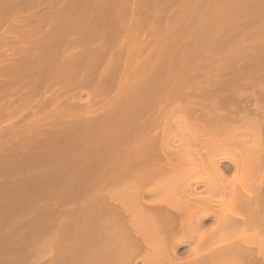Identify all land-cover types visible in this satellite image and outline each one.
<instances>
[{"label":"rangeland","instance_id":"374dc122","mask_svg":"<svg viewBox=\"0 0 264 264\" xmlns=\"http://www.w3.org/2000/svg\"><path fill=\"white\" fill-rule=\"evenodd\" d=\"M20 4L23 6H21ZM11 5H13V7ZM15 5L16 6L18 5L20 7H16ZM263 18H264V0H135V1L134 0H17V2L16 0H0V264H22V263L27 264V262L29 264L30 263L46 264V262L50 260L52 262L53 260L52 255L55 254L56 252L55 249L57 247L55 245L56 247L54 249L55 252L54 251H53L54 253L51 252V256H50V254L48 253L49 251H47L46 248L43 249V245H46V242L45 243L43 242L44 241L43 239L46 238L44 236L46 233L42 234V232L44 230H45L44 232H46L47 230V235L51 233L52 237L55 234L54 230L57 232V234L58 232L59 234H61L60 231L61 232L63 231L61 230L62 229L61 225H58L61 228V229L58 228L60 231L56 229L58 227L57 225H55V229L49 225L50 224L53 225L52 222L57 223L58 221L59 223V219L61 220L63 219L64 221L65 219L64 215L65 213L67 215V212H68V210L64 211L65 209H69L70 213H71V210L72 212L77 210V215L79 213L78 216L81 218L80 219L78 217L79 218L77 221L78 223L82 222L83 224V221L84 222L88 221L87 218L91 216L89 215V213H91L90 211L92 210V208L94 207L92 212L93 211L95 212L102 206V205L100 206L99 204H102L103 199L100 200V198H97L96 195L94 196V193L96 190L98 191V189H101V187L103 186V185L101 186L100 183H97V181L98 179L102 177V175H104L102 174V170H103V173H105L106 169H108L106 167H108L109 164L108 166H106L107 162L104 161L105 158L106 157L108 158L110 156V157L116 158V160L120 159L118 161L119 163H116V165L118 164V166L121 165L120 162L123 159V158L121 159L120 157L121 154L118 155L117 152L114 154H109L108 151L110 150V153H113L112 151L114 149V152L116 150V151H119L118 153H122V151L125 153V151L127 150L128 152L129 150L131 152L132 151L135 152V149L139 147V146L135 147V144L140 145V143L138 142V143L133 144V142H136V141H133V137L135 133L133 135L131 133L136 131V128L139 125H141V122H143L144 119L145 121L147 120L146 121L147 123L145 122L146 128L148 127L147 126L148 123H149L148 125L152 124V122L150 121L148 122V120H150L148 118L150 117H152L151 121L157 119L158 122L156 121V123L158 124L162 122L161 119L163 118V116L162 118H159L157 117V114L156 116L154 114V113H158V111L160 112V110H162L163 113L160 112L159 114H162V115L164 114V111H163L164 109L163 108L158 109V108L166 107L165 109L167 110L168 109L167 107L171 108L173 106H176L177 104H174V102H172L174 101V98L175 100H177V102H178V99L179 100L182 99L184 104H185L184 100L186 99H187L186 101H188L189 99L191 102L193 101L196 103L199 101V99L195 100L196 98L194 97V95L196 96V94H197L196 96L197 98L201 97V95L200 97L198 96L199 94H202V95L205 94L206 96H208L207 97L208 102L206 103H209V104H210L209 96L210 98L213 96H216L217 98L218 96V93H216V95L215 93H213L215 91L222 92V93L221 92L219 93L220 95L217 98L218 101H220L221 99L219 97H222V94L223 95H225V93L228 94L229 90H231V93H229V95L230 94L234 95V93H236L235 91L234 93L232 92L233 91L232 89L234 88L227 90L230 87V85L236 86L234 81L232 82L234 84L230 83L227 85L228 87L224 86L226 87L224 88L226 91L224 93H223L224 91L223 87H220L222 86V84L216 85L217 79H215L216 81L215 85L213 84L214 81L211 79H213L212 77H214V75L212 76V74H214L216 68L217 70L219 69L217 63H216L217 67L213 66L215 62H219V61L222 62L221 60H223L224 62L228 61V62H236V63L238 62L240 63L257 62L258 63L260 62L261 64L255 66L254 68H256L258 71L260 70L262 73L258 74L256 73L257 70L254 69L256 70V72L254 73L256 74L254 75L255 77L252 76V78H249L251 80L253 79L252 80L253 83L250 82L251 83L250 84L248 81L245 80L246 84L241 83L242 85H245V86L244 87L241 86V87L244 90H246L247 91L246 93H248L249 95L254 94V92L256 93V95L260 94L258 97H255V98L251 97V98L253 99V101L258 100L259 103L264 105V91H263L264 89L260 88L261 87L260 84H264V57L260 58L258 57L257 54L256 56L258 58L254 56V54L253 55L251 54L254 58H252L251 55L247 56V53L250 54V51L248 52L244 51L246 56H243L244 54L243 50L241 51L239 49L241 52H243L241 56V52L239 50L236 51L237 48H234V50L236 51L234 53L233 52L234 50L231 51L232 49L230 50L229 47L226 48L222 42L224 41V39L226 40L230 38L232 33L235 34V35H232L234 36V38L232 37V39H235V40H240L241 38H244V36L246 38V35H250V34L252 35L254 33L253 31H255L261 25H264ZM253 28L255 30H253ZM255 33L251 38H253L254 40L256 39L257 41V38H254V37H257L255 36ZM235 36L237 39L235 38ZM253 39L251 40L253 41ZM221 43H222V46L225 47L224 48L225 50L229 49V50L224 51L225 53L223 51H222L223 53H221L220 51L222 48L221 49L218 48L220 47ZM225 44H228V43H225ZM228 46H230V44H228ZM229 51L233 52L234 54L229 53ZM236 54H239V56L241 57L237 56ZM234 55L237 56V58ZM225 56L226 58H224ZM244 57H247V58H244ZM212 61L214 62V64ZM185 62H188V63H185ZM192 63H193L192 67L195 71L191 69ZM201 64L204 69L201 67ZM196 66L197 67L199 66V67L196 68ZM205 67L207 69H205ZM213 67H216V68H213ZM208 68H210L209 69L210 74H209ZM196 69L198 70V72ZM199 69L200 71L201 70L202 71L200 72ZM221 70L223 73L224 70L226 71L227 69H224V70L221 69ZM228 71L229 70H227L226 72L228 73ZM193 72L194 74H192ZM226 72H224L225 77H222L220 75L221 72L217 74L219 75L218 77L216 75L215 77L219 79H226V76L229 78H232V77L234 78L233 76L234 74L232 75L231 71L230 73H228L229 75L226 74ZM198 73L199 74L201 73V74L198 75ZM202 73H203V76H205L206 78L210 77L209 78L210 81H207L205 78L206 83L211 82V84L215 86V88H217L216 86H218L221 88V90L220 89L218 90V88L214 90V87H212L211 84L210 85L212 88L210 86L209 88L213 89V91L211 94L207 92V94L209 95L205 93L206 91L201 93L199 88L197 90L196 87H199V84H196L198 83V80L199 81L203 80L200 82L205 81L204 77L202 76ZM245 75L248 76L249 74H245ZM245 75L243 74L242 76L245 77ZM197 76H199V79L197 78ZM182 77L184 78L186 77L187 81L188 80L190 81L191 77H194L192 78L193 80L191 81L195 82L194 83L196 84L194 85L195 88L192 87L193 84L190 83L189 81H188L189 83L186 81L187 84L186 82L184 83L186 79L183 78L181 80ZM188 77H190V79H188ZM168 78H170L171 80ZM242 78L240 80H242ZM254 78L256 79L254 80ZM144 79L146 80V82L144 81ZM158 79H159V82H158ZM172 79L175 81H173ZM194 79H196L197 82ZM240 80H238L239 84H240ZM148 81L152 84H149ZM160 81L161 82L163 81V83H161ZM138 82L139 84L143 83L144 85L145 84L146 85L145 86L143 85L144 87L142 86L140 87L141 84L138 85L137 84ZM158 83L159 84L161 83V84L159 85ZM206 83L204 82L202 83V85L204 84V86L206 87L207 86ZM236 83L238 84V82ZM169 84L171 86L172 85L174 86L171 87ZM179 84L181 85L179 86ZM149 86L150 87L155 86L154 88H156L157 86V88L152 89L151 87V89H149L150 88ZM158 86H163V88L158 87ZM186 86L188 87L190 86L189 87L190 91H187L186 88L188 87ZM250 86L252 88L255 87L256 89L258 88L257 91L254 90L255 89L254 88L253 89L254 92H252L253 90ZM177 87L179 90L177 89ZM191 87L194 89V91L191 90ZM200 87H201V84H200ZM238 87H235L236 91L237 89L240 90V86ZM167 88L170 92L168 90L164 91ZM263 88H264V85H263ZM157 89L158 91H156ZM161 89L162 90L164 89L163 90L164 92ZM183 89L184 90L186 89V90L184 91ZM201 90H203V86ZM159 91H161L162 94L164 93V97L168 93L166 100L170 99V97H173V99L171 98L172 100L170 99L171 102H169L170 100L167 102L163 101L165 99H163L162 97L163 95H161L160 94L161 92ZM195 91L196 93H194ZM177 92L178 94H176ZM156 93L157 94L159 93V95H161V99L158 98L159 100L158 99L156 100L155 98L154 100V97L156 96L160 97L156 95ZM172 93H175L176 95ZM180 93L182 94V96H179L180 97L179 98L177 95H179ZM212 94L214 95L212 96ZM150 95L153 98L150 97ZM184 95H187L190 97H187ZM229 95L228 96L226 95V96L229 98L231 96ZM175 96H177L178 99H176ZM206 96L205 97L202 96L201 99H203L204 101V99H206ZM191 97H193L195 101L191 100L190 99ZM144 98L145 100L146 98L148 99L147 102L144 100ZM222 98L227 99L225 96H223ZM149 99H152L154 101L152 100L149 101ZM143 101L146 103L149 102L148 104L150 107H152V105L153 106L155 105L156 108L154 107V109H150L154 113H152L149 110V107L147 106L146 103H144L146 104L145 106L142 105ZM151 101L153 102V104ZM157 101L158 102L163 101V102H161L160 104ZM202 102H198V103L200 104ZM138 103L140 107L137 105ZM195 103H192V105L190 103V105L195 106L194 105ZM206 103L204 102L203 105L204 104L206 105ZM186 104L188 103L186 102ZM156 105L157 106L159 105L160 107L158 106L157 108ZM170 105L172 106L170 107ZM185 105H183V107ZM190 105L188 104V106ZM200 105L202 106V104ZM142 106L143 108H141ZM146 106H147V109H146ZM231 106L233 107V104H231ZM231 106H229V108ZM137 107L138 109L136 110ZM207 107L208 106L206 105L205 108ZM208 108L211 109V107H208ZM155 109L157 110V112H155L156 111ZM178 109L181 110V108L179 107ZM198 109L202 110V108H198ZM35 110L37 112H35ZM141 110L143 112H141ZM146 110H147V113H146ZM133 111L134 112L139 111L138 113H140V115L142 113V115L140 116L139 114H136L135 115L136 118L134 117L135 119L134 118L132 119L131 114L134 113ZM178 111L176 112L178 113ZM183 111L184 110L180 111L181 114L183 113ZM149 112H151V114H154V116H152ZM198 112H201V111L198 110ZM165 113H168V112H165ZM185 113H187V111ZM192 113H194V111L193 112L191 111L189 115H193ZM173 114L175 116V112ZM184 114L181 117H183V119L185 117L186 119V116H184ZM138 115L143 120H141V118H139ZM176 117L177 118L175 119L174 117L173 118L168 117V118L169 120L173 119V121H175L176 119H178V116ZM127 119H130V120L128 121ZM136 119L137 120L140 119L141 121L140 120L137 121ZM185 119L183 120V124H186ZM169 120H168V123L170 124L168 123L167 124L170 126V128L173 126L174 127L178 126V124L171 126L172 120L170 121ZM131 122H133L134 124H132ZM137 122L140 124H138ZM164 122H166V120H164ZM176 122H173V124H175ZM128 123L130 124V126H128L129 125ZM143 123L142 125L144 126ZM131 125L132 126L136 125L134 126L135 128L132 129L135 131H131L129 129L130 127H132ZM159 125L157 126L156 124L155 125L152 124V128L150 127L149 129L150 132L149 131L145 132L147 131L146 128L145 129L143 128L141 131L145 130L143 132L147 133V136L152 138V135H153L152 132L154 131V128L157 130V133H158V129L155 127L157 126L160 130L159 133L161 132V134L159 135L157 133H154V132L153 133L155 137L156 136L158 137V139L159 137L161 138L159 139L161 144L164 140L165 141L169 140L171 144L173 145L172 141H174L175 143L177 142L178 143L174 144L173 146L175 148H178L177 145L179 144L178 146L181 149V145L184 143L183 142L184 136L180 137L181 134H179L178 138H181V139L179 140L178 138H176V140H174L175 137L172 136L173 134L170 136L169 131L166 130L168 132L165 131L164 134H166V136L168 134V137L170 138V139L167 138L166 140V137L162 134L164 132V129H163L164 127H162L161 125L160 127L162 128L160 129ZM180 125H181V121H180ZM140 127L141 126H139L138 128ZM138 128L136 131L137 133H139ZM170 128H167V129H170ZM151 129H153L152 132H151ZM125 130H126V133L127 131L129 132L131 131L130 134L132 136V140L129 142H132V141L133 142L130 144H128L129 142L127 141L129 140L130 135H126V133H124ZM129 132L127 134H129ZM140 133L138 136L144 135V134L141 135L142 133L141 134ZM121 134L122 135L124 134V136H120ZM149 134H151V136H149ZM170 134H171V131H170ZM189 135L188 136L185 135V136L190 137ZM138 136H135L136 140ZM144 136L146 137V135ZM174 136H177V134L176 135L174 134ZM122 137L123 138L125 137V138L123 139ZM155 137L153 139L151 138H148V139L150 141L151 140L157 141V137L156 139ZM112 139H114V141L116 142L118 140L117 144ZM162 139L164 140L161 141ZM123 140L124 142H122ZM144 140H141L142 142L141 141L140 142L143 144H146L147 139L145 140V143H144ZM125 141L127 142V144ZM156 141H153L152 143H155ZM100 144L102 145V147L100 146ZM121 144L123 145V147ZM158 144H156V147H159L157 146ZM111 145L112 146L116 145L120 150L117 147L113 148ZM143 146L144 145H142V148L145 147ZM93 148H95V151ZM128 148H131V149H128ZM142 148L138 151H143L144 149L142 150ZM104 150L106 153L104 152ZM128 152L126 154H128ZM162 152L164 151L162 150ZM138 153H135L137 157L140 158L141 156H143V155L138 156L140 155ZM160 153L159 155L161 157L165 154L167 155L170 152L166 151V153L164 154L161 153L163 155H161ZM171 153H170V156L176 155L175 153H174L175 155ZM135 154H133L132 152L131 153L132 156L131 155L129 156L130 159L131 158L135 159ZM118 157L119 159H117ZM90 158L91 159L94 158V159L91 160ZM162 158H164V156ZM111 160L114 162L116 161V160H113V158H111ZM85 164L86 166L87 164L89 165L86 167ZM110 165H113V164L110 163ZM114 166L115 164L113 165V167ZM118 166H115V167L118 168ZM190 166H188L187 168H189ZM89 167L91 170L88 169ZM100 167H101V170H100ZM115 167L114 169H117ZM96 169L99 171H97ZM171 171L169 173H171ZM255 171H258V170H254L253 172ZM92 173L94 175H92ZM98 174H100L101 177H98L100 176ZM229 174H228V177L231 176L230 178H232L233 172L230 171ZM164 175L166 174L164 173V174L157 175L156 176V178H158L157 180L156 178H153L152 180H148L147 182L149 186L154 185L153 187H156L157 190L155 193H152V196L151 194L146 196V199L148 197V200L154 201L156 200L154 198H157V200H159L158 198H160V200L161 199L164 200L160 202L161 205L162 204L166 205V203H169V202L171 203L175 202L174 199H171V198H175L174 195L172 194L173 197H171L172 195L167 194L169 191H171L169 189L167 190V188H170V187L172 188V185L170 184L171 182H169L172 180H168L166 181V183H164L165 180H167L170 177L169 176L168 178H166L168 174L166 176ZM257 175L258 174L255 173L254 176H257ZM259 175L258 177H260ZM239 176H240L239 177L240 181L242 180L245 186L248 185L246 184L247 183L246 179L249 180V177H246V175L245 174L243 175V173H240ZM171 177L169 179H171ZM163 178H166V179L164 180ZM241 178H243L244 180ZM86 179H87V182H86ZM126 179L127 177L125 178V180ZM159 179L160 180L162 179L164 182L160 181ZM128 180L124 182L122 178L123 184L124 183L126 184V182H128L127 186H129L130 183ZM235 180L236 178L234 179V181ZM37 181H39L40 184ZM94 181H96L95 183L96 187L93 184ZM130 181L131 183L133 182L132 180ZM237 181L233 182V178H232L230 182H233V184L234 183L235 184L233 185L231 183L230 186H234V187L237 186V188L241 189V186L238 184ZM118 182L116 183L118 184ZM122 182H119L120 186L117 185L116 183L115 185H111V186L108 185L110 188L113 186H116V187H113V189L111 188L112 190L110 188H107V186H104V188L106 187L108 190L110 189L114 194L117 193V192L115 193L114 190L118 191V193H121V191L125 192L126 186H124L125 184L122 185ZM250 182L251 181L249 180V183ZM82 183L83 185H81ZM90 183H91V186H90ZM121 185L124 188H122ZM93 186L95 187L94 192L91 191L94 189ZM117 186L120 187L121 189L120 191ZM43 188L44 190H42ZM106 188L104 190L102 187V190H99V192L103 191L104 194H107L108 192H106L107 191ZM126 188H129V187H126ZM199 188L202 190L203 186H199ZM36 189L37 191L35 192ZM75 189L76 191H74ZM87 189H89L91 192L88 191ZM166 190L168 192H166L165 194ZM43 193L46 195H44ZM125 195L128 196V193L125 192ZM165 197L166 198L170 197L167 199L171 201L165 199ZM87 198L88 200H90L89 198H91V200L93 199V201L91 200H90L91 202L89 201L90 205L87 202L88 200H86ZM125 199H127V197H125ZM66 200H67V204H66ZM68 200H69V203H68ZM75 201H77L76 204L77 205L79 204L80 206L79 205L77 206L74 203ZM83 201L85 202V204H83V206L81 207L80 202L83 203ZM92 202H93V205L91 204ZM73 203L76 208L73 206ZM97 204L99 205L98 208L96 207L98 206ZM84 205L85 207L87 206L86 207L87 210L91 209L89 210V213L86 210V208L85 209L83 208ZM65 206L66 208H63ZM60 207L63 209H61ZM53 208L55 211L52 210ZM57 209L58 211H56ZM82 209L85 210L84 213L82 212L83 211ZM94 209H97V210H94ZM20 210H22V212ZM45 210L46 211L49 210V211L46 212ZM42 211L44 215L43 217H42ZM49 212H50V215H49ZM69 212H68V215L69 217H71ZM86 212L88 213V217H87ZM135 212H136L135 213L136 223L139 222V225L136 228L138 229L140 228V229L139 230L134 229L137 233H134L135 231L132 230L133 233L131 232V234L134 237H136L139 240V242L142 239H143L142 241H144V239L152 240L154 238V234H152L154 233V231L152 230V227L150 226L147 219H145V217L142 214L140 215V213H138L136 210ZM81 213H83L82 216L83 217L85 216V218H82V216H80ZM45 215L46 216L48 215L47 216L48 220L46 219ZM66 215L65 217L67 218L68 215L67 216ZM136 215L137 216L140 215V216L136 218ZM36 216H38L39 219H37ZM55 217L56 218L59 217V218L56 220ZM43 220L44 222L45 221L46 222L44 223ZM138 220H141V221H138ZM42 222H43V225H42L43 227L41 226ZM48 222H51V223L48 224L49 227L45 228L44 226H47ZM105 222H108V221H105ZM209 223L212 224L213 219L209 218L206 221L205 227L210 226L211 224ZM50 227L54 230H52L53 232L49 233L51 229L50 230L48 229ZM103 227L105 228V231H106L108 226H103ZM40 228L41 229L45 228V229L41 230ZM80 228H84L83 225H81ZM77 229L72 230V231L70 229H67V232H69L67 233V235L68 236L70 235V237L68 238L67 236L66 238L68 239H66V241H68L67 244L70 241L71 244L70 245L68 244L69 246L73 245L72 244L73 240L71 239V236L72 238L75 236L73 234L77 233V232L75 233ZM108 229H111V228H108ZM183 229H181L180 233L182 235L184 234L185 239H187L188 243L181 244L176 249L177 253L180 254V256L182 257H187L188 259H192V258L196 259V257H198L199 255L197 256L196 254H193L194 252L193 253L191 252L192 249L193 251L197 252V254H201L202 253L201 251H203V248H208L207 247L208 244L204 246L203 242L202 243L198 242V241H201L197 237L200 235V233H197V232L194 233L193 230L191 229L190 230L191 235H190V233L188 234L189 231H187L190 228L185 229V231ZM77 231H79V229ZM82 231L83 230L80 229V232L76 234L77 236L79 235L80 236L79 238L81 239L83 236L81 234H84L83 233L84 231L83 232ZM238 232L239 231L235 232L236 235L238 237L241 236L242 238L243 233L240 231L239 232L240 235H238ZM135 234H138V236ZM181 234L180 236H182ZM231 234L234 235V233H231ZM142 235H143V238H142ZM149 235H152V237H150ZM188 235L193 236V238L189 237ZM77 236L74 237L76 240L73 238L76 241V243L78 240ZM237 236L235 238H238ZM116 237L114 238V240L112 239V242H116L117 244L120 242L118 245H121V243L124 241L125 244L124 243L123 244L126 247L131 246V245L130 246L128 245L129 240L126 239L127 238L126 235L124 236V234L122 235L121 233H119V236L117 238ZM56 238L57 236L55 235L54 239ZM226 238H228V235ZM229 238H231V236H229ZM235 238L233 239L235 240ZM193 239L195 241H193ZM54 241L55 243L58 242L56 240ZM196 241L198 244L196 243ZM250 241L252 242L255 241V238L254 239L251 238ZM116 243H115V246L117 247ZM58 244L59 243H57V245ZM192 244L195 245L197 249H195ZM48 245L49 247L52 246L51 248L53 249L54 245L47 244V246ZM124 245H121L122 247L120 246V248L119 246L117 247L119 248V251H117L118 249L115 250L116 247L114 246H113V249L115 251H112L113 250L112 248L107 249V250L106 248H102L104 253L101 252L102 253L100 255L101 258L99 257L101 260L97 259L98 257L95 256L97 254H95L92 250H91V253L93 252V255L95 254L94 255L95 257L92 254H90L88 250H85V254L81 253L82 252L81 250L83 249H81L80 247H79L80 249L77 248V250H80L81 252L80 251L77 252V250H75V247L73 248V246H72V249H74L73 251L70 250L71 247H68L67 250L66 249L64 250L67 253L61 252L59 248H57V252L59 250L58 253L59 254L62 253L63 257H68V258L71 257L69 256L70 255L69 253H72V252L75 253L74 254L75 256L77 255V257H75L76 259L75 258L72 259V257L69 259L63 258L65 262H59L58 264H66V261L68 264L69 263L70 264H93V263L97 264L98 260L102 261V256H103V259L106 257L107 259L106 258L105 259L108 262L110 261V263L112 264H120V263L124 264V262L126 264H129V262L130 264H134V263L135 264H146L145 262L146 260L148 262L147 264L152 262L153 259H151V256H150L152 254L150 253L151 250H148L149 254H148V251H146L148 249L147 247L149 246L146 247L143 245L144 248H141L142 250L140 249L138 251L137 257L133 258L132 259L133 262H132L130 261L131 259L129 260L128 258L126 259L125 257L126 256L125 253L128 252L127 254H129L131 250L130 248L129 249L126 248ZM145 245L147 244L145 243ZM17 246L18 247L21 246V247L18 248ZM260 246L258 245L257 247H254L251 253H253L252 254L253 256H256L258 258L259 264H264V261L262 258L263 257L262 253L264 252L260 250L261 249ZM124 247L127 249L126 251L124 250L125 253L123 252V250L120 251V249L121 248L123 249ZM261 247L263 248L262 250L264 251V243H263V246ZM100 249L98 247L97 253L99 252ZM188 249H189V254L191 253L192 255H195V257L192 255H188ZM256 249L257 250L259 249L260 251L258 250V252L256 253L257 251ZM49 250L51 249L49 248ZM205 250H206V253L208 254L209 250L204 249V253H205ZM106 251L108 253L111 252V254L115 253L116 255L112 254V257L115 255L114 256L115 260L111 257V254L106 253ZM159 251H161V249ZM159 251H157V253L155 252L156 255L158 256L152 257L154 258L153 264L155 263L156 264L158 263L159 264L160 263L161 264L162 263L172 264L170 260L168 262L167 257H164L165 255H163L165 259H163L162 257V254H165L163 252L164 251L166 252V249L164 248V251L163 249L161 252ZM57 252L54 255V258L57 257L60 259L62 255L60 254L61 256L59 257V254ZM76 252L78 254H76ZM86 252L92 255L94 258L97 257L95 259L96 262H94V259L92 257H89L90 255H88ZM121 252L124 253L122 258L120 256L122 255ZM209 252H211V250ZM145 253L149 255V258H150V259L148 258L149 260L144 258L146 256ZM67 254L68 256H66ZM117 254H120V255H117ZM25 255L28 256L27 258H31L30 260L31 262L25 261L27 259ZM45 255L47 256L48 260L46 259ZM141 256H144L143 257L144 259L141 258ZM43 258L46 260H43ZM90 258H92L93 261L91 263H88L90 262ZM70 259L71 261L69 262L68 260ZM55 260L57 259L55 258ZM106 260H105L106 263L102 262L100 264H104V263L110 264ZM126 260H129V261L126 262ZM155 260L157 261L155 262ZM47 264H49V262Z\"/></svg>","mask_w":264,"mask_h":264},{"label":"bare ground","instance_id":"6f19581e","mask_svg":"<svg viewBox=\"0 0 264 264\" xmlns=\"http://www.w3.org/2000/svg\"><path fill=\"white\" fill-rule=\"evenodd\" d=\"M135 1V0H134ZM16 2H17V0H16ZM20 2V1H19ZM26 2H28V1H26ZM12 3V2H11ZM18 4V3H17ZM21 5V4H20ZM12 7H13V5H11ZM10 6V7H11ZM16 6V5H15ZM21 6H23V5H21ZM16 7H20V6H16ZM258 18V17H257ZM264 19V18H263ZM261 24V23H260ZM264 24V23H263ZM258 26H260V25H258ZM240 29V28H239ZM241 30V29H240ZM253 30H255L254 28H253ZM257 30V31H256ZM255 31H253L254 33H255V36H257V37H254V38H257V41H256V39L254 40L253 38H251L253 35H254V33L253 32H251V33H253L251 36L250 35H246V38H245V36H244V38H241L240 40H235V39H232V37L234 38V36H232V35H235V34H233L232 33V35H231V37L230 38H228V39H224V41H222L223 42V45H225V47L227 48V47H229V49L231 50V51H233L234 50V48H237L236 49V51H238L239 49L242 51L243 50V52L244 51H246V52H248V51H250V54L249 53H247V56H250L251 54L253 55L254 54V56H256V54L258 55V57H260V58H262V57H264V25H261L260 27H258L257 29H256ZM234 32V31H233ZM243 32V31H242ZM250 32V31H249ZM236 33V32H235ZM241 33V32H240ZM247 33H248V31H247ZM237 34V33H236ZM228 36V35H227ZM226 36V37H227ZM248 36V37H247ZM235 38H236V36H235ZM238 38H239V36H238ZM237 39V38H236ZM251 39H253V41L251 40ZM228 43V44H230V46H228V44H225V43ZM227 45V46H226ZM218 46H219V44H218ZM222 46V43H221V45H220V47H218V48H222L221 49V53H223L224 51H226V50H229V49H224L225 47H221ZM214 48V47H213ZM216 48V47H215ZM217 48V49H218ZM216 50V49H215ZM239 50V51H240ZM223 51V52H222ZM231 51H229V53H235L236 51L234 50L233 52H231ZM240 51V52H241ZM219 52V53H220ZM228 52V51H227ZM240 52H239V54H240ZM243 52H241V56H242V53ZM225 53V52H224ZM233 53V54H234ZM232 54V55H233ZM239 54H236L237 56H239ZM229 55V54H228ZM231 55V54H230ZM251 55V57L252 58H254L253 56ZM235 56V55H234ZM233 56V57H234ZM237 56H235L236 58H237ZM241 56H239V57H241ZM243 56H246L245 55V52H244V54H243ZM227 57H229V56H227ZM257 57V56H256ZM257 57V58H258ZM221 58V57H220ZM224 58H226V56L224 57ZM244 58H247V57H244ZM248 58H250V57H248ZM220 60V59H219ZM218 60V61H219ZM216 61V60H215ZM222 62H215V64H214V62H213V66H216V63H217V65H218V70H217V66L216 67H213V68H216V70L217 71H219V72H217L215 69H213V70H215V72H214V74H212V76L214 75V77H212L213 79H211V80H213L212 82H213V84L215 85V82L217 81L218 82V84H217V82H216V85H221L222 84V86H220V87H223V89L224 88H226V87H224V86H227L228 84H230V83H232L233 81H234V83L236 84V86H232V85H230V87L227 89V90H229V89H231V88H234L235 89V87H238V86H240V90H242V91H240V90H238L237 89V91H236V89L234 90V89H232L233 91V93H234V91L236 92V93H234V95H232V94H230L229 95V93H231V90H229L228 92V94H226L225 93V95H223L222 94V97L223 96H225L227 99H225V98H222V97H219V98H221L220 99V101H218V96L220 95L219 93L221 92H218V91H215V92H213V93H215V95H216V93H218V96H217V98H216V96H213L214 94H212V96L213 97H211L210 98V96H209V101H210V104H211V106H210V104L209 103H206V102H208V96H206L205 94H199V92H198V96L200 97V95H201V97L200 98H197L196 96H197V94H196V96L194 95V97L196 98L195 100H197V99H199V101L198 102H202L203 101V99H201L202 98V96L203 97H205L206 96V99H204V101L202 102V103H200V104H202V106H204V107H202L198 102H191L189 99H188V101H186V100H184L185 101V104H186V102L190 105V103H191V105H192V103H195L194 105L195 106H188V104H184L183 103V100L181 99V100H179L178 99V97L179 96H182V94L180 93L179 95H177V96H175L176 97V99H178V102H177V100H175V98H174V101H172V102H174V104H177L176 106H173V107H171L172 105H170V107L171 108H169V107H167L168 109L166 110L165 108L166 107H160L159 105V107L160 108H158V106H157V108L158 109H161V108H163L164 110V114L162 115V114H159L160 112L161 113H163L162 112V110H160V112L158 111V113H154V112H152V110H150V109H154V107H155V105L153 106L152 105V107H150L149 106V102L148 103H146L147 102V98H146V100H145V98H144V100L146 101V102H144L143 101V104L142 103H140V104H142V105H146L147 104V106L149 107V110L152 112V113H154L155 114V116H156V114H157V117H159V118H162V116H163V118L161 119V121L162 122H160V120H159V124L158 123H156V121L158 122V120L157 119H155V120H152L151 121V118L152 117H150V118H148V119H150V120H148V122L150 121V122H152V124L153 125H159V127L162 125V127H164L163 129H164V132L162 133L165 137H166V140H167V138L168 139H170L169 137H168V134H167V136H166V134H164L165 133V131L166 130H168L169 131V135L171 136L172 134V136L173 137H175V139L174 140H176V138H178V136H179V134H181L180 135V137L181 136H184L183 138H184V143L181 145V149H180V147L177 145V147L178 148H175L173 145L174 144H177V143H175L174 141H172V143H173V145L171 144V142L169 141V140H167V141H165L164 139H162L161 141H163L162 142V144L160 143V140L159 139H161L160 137H159V139H158V137H157V141L156 140H149L148 138H151V137H148L147 136V133H145V132H148L149 131V129H150V127L152 128V124H150V125H148L147 124V128H146V126H145V124L147 123L146 121H145V119L143 120L140 116L142 115V113H141V115H140V113H138L139 111H137V112H134L133 114H131L132 115V119L135 117L136 118V114H139L138 115V117L139 118H141V120H143V122H141V125H139V126H141L140 128H138V132L140 133H142L143 131H145V130H143V131H141L143 128L145 129H147V131H145V132H143L141 135H146V139L143 137V136H138L139 135V133H137L136 131H137V128H136V131L135 130H132V129H134L135 127L134 126H136V125H131L132 127H128L131 131H135V132H133V133H131V131L129 132V131H127V133L129 132V134H127L126 133V130H125V132L124 133H126V135H130L131 136V134L133 135L134 133L136 134H134V137H133V141H136V142H133V144L134 143H140V145L142 144V145H144L143 147L144 148H142V145H141V147H140V145L138 144H135V147L136 146H139V147H137V149H135V152L134 151H132L133 152V154H135V153H138V152H140V153H138V154H140V155H138V156H141V155H143V156H141L140 158L139 157H137V155L135 154V159H133V158H131L130 159V155H131V151L129 150V152H128V150L127 151H125V153L122 151V153H118L119 151H116L115 150V152H114V149H113V153H110V150L108 151L109 152V154H114V153H116L117 152V154L118 155H120V157H121V162H120V166H118V164L116 165V163H119L118 161L120 160L119 159V157L117 158V159H119V160H116V158H114V157H106L105 158V160L104 161H106L107 162V164H106V166H108V164H109V166L108 167H106V168H108V169H106V172L105 173H103V170H102V174H104V175H102V177H101V175L100 174H98V175H100V176H98V177H101L100 179H98V181H97V183H100L101 184V186L103 187V189L105 190V188H104V186H107V188H110L108 185H115V183L116 182H118V180H119V182H122V178H123V181L125 182V181H127L128 180V178H129V183L132 185H130L129 184V186H127L128 185V182H126V184L124 185L123 184V182H122V185H124V186H126V187H129V188H126L125 187V192L126 193H128V196L127 195H125V192L123 191H121V193H118V191H116V190H114L115 191V193L116 194H114L111 190L113 189V187H116V186H113V187H111L109 190L106 188V192H108L107 194H104V192L103 191H101V192H99V190H102V187H101V189H98V191L96 190L95 191V183H96V181H94L93 182V184H94V186H93V190H91V191H95V193H94V196L96 195V197L97 198H100V200L101 199H103L102 200V204H99L101 207L97 210V209H94V210H97V211H93L92 212V210H93V208H92V210L91 209H88L87 210V206L85 207V205H84V209L86 208V210L88 211V213H89V210H91L90 212L91 213H89V215H91V216H89L88 217V213H87V219H88V221H83V224H82V222L81 223H78L77 221H78V219L80 218L78 215H79V213H78V215H77V210H75V211H73L72 212V210H71V213L69 212L70 210L69 209H65L64 211H66V210H68V212L70 213V215H71V217H69V215H68V212H67V215H68V217L66 218L65 217V215H66V213H65V215H64V221H63V219L61 220V219H59V223H58V221H57V223H53L52 222V224L53 225H49V226H52V228H54L55 229V225H61V228L58 226H56L57 228V230L58 231H60L59 229H61V230H63L62 232L60 231V233L61 234H59V232H58V234H57V232L54 230V229H52L51 227L48 229V230H50L49 231V233L50 232H53L52 230H54V232H55V234H54V236L52 237V234L50 233V234H48L47 235V230H46V232H44L45 230V228L46 227H49L48 226V224L49 223H51V222H48L47 223V226H44L45 228H42L44 231V233L42 232V234H45L44 236L46 237H43V238H45V239H43L44 241V243L46 242V245H43V249L44 248H46L47 249V251H49L48 253L50 254V256H51V252L52 253H54L55 252V250H56V252H57V248H59V250L61 251V252H65V253H67L66 251H64L65 249L67 250V248L68 247H71V249L70 250H74V249H72V246L74 245V243H75V245L73 246V248L75 247V250H77V248L78 249H83L84 250V252H83V250H77V252H81V253H84L85 254V250H88V252H90V254H92L93 255V252L95 253V254H97V255H95V256H97L96 258L97 259H100L101 258V252H103L104 253V251H103V249L102 248H106V250L107 249H113V246L114 247H116L115 246V243L116 242H112V239L114 240V238L117 236H119V233H121L122 235L124 234V236L126 235L127 236V238L126 239H128L129 240V242H128V245L130 246V247H126L124 244H125V242L123 241L122 243H121V245H124L126 248H130V250H131V252H129V254H127V253H125L124 252V250L126 251L127 249L125 248H121L120 249V251L121 250H123V252L125 253V257H126V259L128 258L130 261H132V259L133 258H136L137 257V255H138V251L141 249V248H144L143 247V245L144 246H149V247H147L148 249L146 250V251H148V250H151V252L150 253H152L150 256H151V259H153L152 260V262H150L149 264H153V261H154V258H152V257H154V256H158V255H156V253H157V251H159L160 249H161V251H162V249H163V251H164V248L166 249V252L164 251L163 253H165V254H162V257H163V255H165L164 257H167L168 259V262H169V260H170V262L172 263V264H259L258 263V258L256 257V256H253L252 254L253 253H251L252 251H253V249H254V247H257L258 245L260 246H263V243H264V105L263 104H261V103H259L258 102V100H255V101H253V99L251 98V97H253V98H255V97H258L259 95L257 94L256 95V93L254 92V90H256L257 91V89L255 88H252L251 86V88H252V92H254V94H251V95H249L248 93H246L247 91L246 90H244L241 86H245V85H242V84H246V81H248L249 83L251 82V83H253L252 82V80L251 79H249V78H252V76L253 77H255L254 75H256V74H254L255 72H256V68H254L255 66H257V65H260L261 63L260 62H244V63H240V62H238V63H236V62H224L223 60H221ZM81 63V62H80ZM79 63V64H80ZM185 63H188V62H185ZM209 63H211V62H209ZM197 64V63H196ZM203 64H204V62H203ZM206 64H207V62H206ZM205 64V65H206ZM199 65V64H198ZM212 65V64H211ZM193 66V63H192V65H191V67ZM199 67V66H198ZM197 66H196V68H198ZM201 67H202V64H201ZM207 67V66H206ZM205 67V69H207ZM209 67V66H208ZM203 68V67H202ZM212 68V67H211ZM192 70H194L193 69V67L191 68ZM204 69V68H203ZM209 69L210 68H208V71H209ZM221 69H227V70H229L228 71V73H230V71H231V74L234 76V78L232 77V75H231V77L232 78H229V77H227L226 76V79H219V78H217L219 75H217L218 73H220L221 72V76L222 77H225V73L224 72H226L225 70H224V72L222 73V70ZM254 69H256V70H254ZM197 70V69H196ZM195 71V70H194ZM199 71H200V69H199ZM202 71V70H201ZM200 71V72H201ZM206 71V70H205ZM191 72V71H190ZM197 72H198V70H197ZM216 72H217V74H216ZM247 72V73H246ZM227 72H226V74H228ZM256 73H258V74H260V73H262L260 70L258 71L257 70V72ZM185 74V73H184ZM190 74V73H189ZM192 74H194V72L192 73ZM196 74V73H195ZM201 74V73H200ZM199 73H198V75H200ZM209 74H210V71H209ZM244 74H249L248 76L247 75H245V77H243L242 75ZM197 75V74H196ZM207 75V74H206ZM215 75L217 76V77H215ZM229 75V74H228ZM185 76V75H184ZM190 76H192V75H190ZM202 76H203V73H202ZM220 76V77H221ZM249 76H251V77H249ZM194 77H196V76H194ZM194 77H191V79H190V77H188V79H190V83H192L193 85H192V87L193 88H195L194 87V85H196V84H199V87H196L197 88V90H198V88L200 89V91H201V93L202 92H204V91H206L205 93L207 94V92L208 93H212V91H213V89H211L212 87H214V90L215 89H217L218 88V90L220 89L221 90V88L220 87H218V86H216L217 88H215V86H213L212 84H211V82L209 83V82H207L206 83V80L207 81H210L209 80V78L207 79L205 76H203L204 77V80H205V78H206V80L204 81L206 84H207V86L205 87L204 86V84L202 85V83H204V82H200V81H203V80H198L199 79V76H197V80H198V83H196V84H194L195 82L193 81H191V80H193L192 78H194ZM242 78V80H240L241 78ZM184 77H182L181 78V80L183 79ZM202 78V77H201ZM200 78V79H201ZM245 78V79H244ZM165 79V78H164ZM163 79V80H164ZM168 79H170V78H168ZM175 79V78H174ZM184 79H186L185 81H184V83L187 81V78L185 77ZM196 79H194V80H196ZM215 79H217L216 81H215ZM256 78H254V80H255ZM152 80V79H151ZM171 80V79H170ZM173 80V79H172ZM180 80V81H181ZM197 80H196V82H197ZM238 80H240V84H239V81ZM243 80H244V82H243ZM246 80V81H245ZM142 81V80H141ZM140 81V82H141ZM144 81L146 82V80L144 79ZM149 81H150V79H149ZM148 81V83L149 84H152V83H150ZM154 81V80H153ZM165 81H167V80H165ZM169 81V80H168ZM173 81H175V80H173ZM182 81V82H183ZM187 81V82H188ZM242 81V82H241ZM143 82V81H142ZM152 82V81H151ZM158 82H159V79H158ZM161 82V81H160ZM177 82V81H176ZM187 82H186V84H187ZM188 82V83H189ZM221 82V83H220ZM236 82H238V84L236 83ZM248 82H247V84H248ZM157 83V82H156ZM161 83H163V81L161 82ZM160 83V84H161ZM170 83H171V81H170ZM175 83V82H174ZM178 83H180V82H178ZM177 83V84H178ZM220 83V84H219ZM234 83H232V84H234ZM242 83V84H241ZM250 83V84H251ZM138 85H140L139 84V82L137 83ZM159 84V83H158ZM159 84V85H160ZM200 84H201V87H200ZM212 85V87H211V85ZM144 84L142 83L141 85H140V87L142 86V87H144L143 86ZM155 85H157V84H155ZM166 85V84H165ZM170 85V84H169ZM181 84H179V86H180ZM189 85V84H188ZM191 85V84H190ZM238 85V86H237ZM261 85V87L260 88H262V89H264L263 88V85L264 84H260ZM171 86V85H170ZM172 86H174V85H172ZM171 86V87H172ZM202 86H203V90H201L202 89ZM209 86L211 87V88H209ZM139 87V88H140ZM150 87V86H149ZM152 87V86H151ZM151 87L149 88V89H151ZM155 87V86H154ZM154 87H152V89L154 88ZM158 87H161V88H163V86H158ZM166 87V86H165ZM164 87V88H165ZM184 87V86H183ZM186 87H188V86H186ZM190 87V86H189ZM186 88L187 89V91H190V88ZM191 87V90L192 91H194V89ZM205 87V88H204ZM228 87V86H227ZM138 88V89H139ZM147 88V87H146ZM156 88H157V86H156ZM156 88H154V89H156ZM168 88H170V87H168ZM168 88L167 89H163L164 91H166V90H168ZM239 88V87H238ZM242 88V89H241ZM145 89V88H144ZM148 89V88H147ZM146 89V90H147ZM170 89H172V88H170ZM175 89V88H174ZM177 89H178V87H177ZM181 89V88H180ZM185 89V90H186ZM222 89V90H223ZM142 90H143V88H142ZM162 90V89H161ZM162 90V91H163ZM176 90V89H175ZM179 90V89H178ZM182 90V89H181ZM184 90V89H183ZM184 90V91H185ZM152 91H154V90H152ZM156 91H158V89L156 90ZM163 91V92H164ZM169 91V90H168ZM186 91V92H187ZM240 91V92H239ZM264 91V90H263ZM159 92H161V91H159ZM170 92V91H169ZM175 92V91H174ZM180 92V91H179ZM224 92H226L225 91V89H224V91H223V93ZM149 93V92H148ZM153 93V92H152ZM188 93V92H187ZM191 93V92H190ZM189 93V94H190ZM194 93H196V91L194 92ZM193 93V94H194ZM222 93V92H221ZM251 93V92H250ZM139 94V93H138ZM161 95H163L162 97H163V99H165V100H163V101H169L171 98L173 99V97H170V99H168V100H166V97H167V94H166V96L164 97V93L162 94V92L160 93ZM170 94V93H169ZM172 94H175V93H172ZM176 94H178V92L176 93ZM175 94V95H176ZM183 94H184V92H183ZM247 94V95H246ZM149 95V94H148ZM152 95V94H151ZM150 95V97H152ZM156 95H158V96H160V97H154V100H155V98H156V100L159 98V99H161V95H159V93L157 94L156 93ZM207 95H209V94H207ZM229 95L230 97L228 98L227 96ZM155 96V95H154ZM168 96H170V95H168ZM172 96V95H171ZM184 96H187V95H184ZM184 96H183V98H184ZM192 96V95H191ZM187 97H190V96H187ZM186 97V98H187ZM149 98V97H148ZM153 98V97H152ZM169 98V97H168ZM180 98V97H179ZM213 98H214V100H213ZM158 99V100H159ZM171 99V100H172ZM191 100H194L193 99V97H191L190 98ZM202 101H201V100ZM222 99H224V100H222ZM92 100V99H91ZM91 100H90V102H91ZM150 100H152V99H149V101ZM154 100H152V101H154ZM171 100L169 101V102H171ZM194 100V101H195ZM207 100V101H206ZM151 101V102H152ZM163 101H157L158 103H160L161 104V102H163ZM177 103H176V102ZM180 101V102H179ZM190 102V103H189ZM206 103V105L208 106V107H211V109L210 108H205L206 107V105L204 104L203 105V103ZM221 102V103H220ZM144 103H146V104H144ZM156 103V102H155ZM165 103V102H164ZM164 103H162V104H164ZM180 103V104H179ZM183 103V104H182ZM199 105H198V104ZM152 104H153V102H152ZM173 104V103H172ZM197 104V105H196ZM231 104H233V107L231 106ZM139 107H140V105H139V103L137 104ZM181 105V106H180ZM183 105H185L184 107H183ZM147 106H146V109H147ZM162 106V105H161ZM186 106H187V108H186ZM229 106H231L230 108H229ZM178 107L179 108H181V110L180 109H178ZM197 107V108H196ZM222 107H224V108H222ZM141 108H143V106L141 107ZM156 108V107H155ZM172 108H174V109H172ZM177 108V109H176ZM198 108H202V110L203 111H205V112H203L202 110H200V109H198ZM204 108V109H203ZM221 108H222V110H221ZM138 109V107L136 108V110ZM170 109V110H169ZM176 109V110H175ZM156 110V109H155ZM169 110V111H168ZM178 110H180V111H182V110H184L183 111V113L181 114V112L180 111H178ZM198 110L199 111H201V112H198ZM143 111H144V109H143ZM142 110H141V112H143ZM154 111V110H153ZM176 111H178V113L176 112ZM187 111V113H185ZM189 111V112H188ZM191 111L193 112L194 111V113H192L193 115H189L190 113H191ZM35 112H37L36 110H35ZM112 112H114V111H112ZM151 112H149L150 114H151ZM155 112H157V110L155 111ZM165 112H168V113H165ZM175 112V116H174V113ZM118 113V112H117ZM120 113H122V112H120ZM146 113H147V110H146ZM176 113H177V115H176ZM185 113V114H184ZM144 114V113H143ZM154 114H151L152 116H154ZM159 114V115H158ZM179 114V115H178ZM180 114H181V116L184 114V116H186V119H185V117H184V119L186 120V124H183V117H181L180 116ZM110 115V114H109ZM131 115H130V117H131ZM134 115V116H133ZM149 115V114H148ZM167 115V116H166ZM171 115H173V116H171ZM1 116H3V115H1ZM106 116H108V115H106ZM166 116V117H165ZM171 116V117H170ZM176 116H178V119H176L175 121H173V119H170V120H172V124H171V126H173V125H176V124H178V126L177 127H171L170 128V126L168 125V124H170V123H168V120H169V118H173L174 117V119L175 118H177ZM147 117V116H146ZM149 117V116H148ZM165 117V118H164ZM169 117V118H168ZM134 118V119H135ZM182 119V120H180V119ZM131 119V120H132ZM147 119V118H146ZM154 119V118H153ZM166 120V122H164V120ZM128 121L130 120V119H127ZM137 120V119H136ZM138 120H140V119H138ZM137 120V121H138ZM140 120V121H141ZM169 120V121H170ZM178 120H180L181 121V125H180V121H178ZM134 121V120H133ZM139 121V122H140ZM155 123H154V122ZM178 123H177V122ZM135 122V121H134ZM146 122V123H145ZM167 125V127H166V125L164 124V123ZM173 122H176L175 124H173ZM132 124H134L133 122H131ZM138 123V122H137ZM142 123L144 124V126L142 125ZM168 123V124H167ZM129 124V123H128ZM138 124H140V123H138ZM127 125V124H126ZM164 125V126H163ZM125 126V125H124ZM128 126H130V124L128 125ZM157 126H155L157 129H158V133H157V130L154 128V133H157V134H161V132L159 133V128L157 127ZM169 126V127H168ZM154 127V126H153ZM162 127H160V129L162 128ZM123 128V127H122ZM126 128V127H125ZM127 128V129H128ZM167 128H170V129H167ZM152 130L153 129H151V132H152ZM156 130V131H155ZM162 131V130H161ZM168 131H166V132H168ZM170 131H171V134H170ZM150 132V131H149ZM152 132V138L151 139H153L154 137H155V135H154V133ZM121 133V132H120ZM120 133H118V134H120ZM131 133V134H130ZM174 134L176 135L177 134V136H174ZM189 134H191V135H189ZM190 136V137H186V136ZM120 136H124V134L122 135H120ZM129 136V140H127L128 142L129 141H131L132 140V136L130 137ZM135 136H138L137 137V140H138V138L139 137H141V138H139V140L137 141L136 139H135ZM149 136H151V134H149ZM154 136V137H153ZM126 137V136H125ZM124 137V138H125ZM128 137V136H127ZM148 137V138H147ZM156 137H155V139H156ZM193 137V138H192ZM123 138V137H122ZM123 138V139H124ZM119 139V138H118ZM127 139V138H126ZM146 140V144H143V143H141L142 141L141 140ZM173 139V138H172ZM179 140L181 139V138H178ZM109 140V139H108ZM113 141H114V139H112ZM116 140V139H115ZM122 140V139H121ZM121 140H119V141H121ZM145 140H144V143H145ZM178 140V141H179ZM141 141V142H140ZM149 141V142H148ZM153 141H156L155 143H152ZM114 142H116V141H114ZM113 142V143H114ZM117 142H118V140H117ZM117 142H116V144H117ZM122 142H124V140L122 141ZM126 142V141H125ZM132 142H129L128 144H130V143H132ZM180 142V141H179ZM182 142V141H181ZM89 143H90V141H89ZM109 143V142H108ZM113 143H112V145H113ZM121 143V142H120ZM159 143V144H158ZM88 144V143H87ZM92 144V143H91ZM105 144V143H104ZM126 144H127V142H126ZM132 144V145H133ZM154 144V145H153ZM156 144H158L157 146H159L160 147V145H161V147L159 148V147H156ZM111 145V146H112ZM122 145V144H121ZM124 145H125V143H124ZM147 145V146H146ZM100 146L102 147V145L100 144ZM104 146H106V145H104ZM103 146V147H104ZM119 146V145H118ZM183 146V147H182ZM88 147V146H87ZM98 147V146H97ZM109 147V146H108ZM107 147V148H108ZM113 148L114 147H117L116 145L115 146H112ZM111 147V148H112ZM122 147H123V145H122ZM125 147V146H124ZM126 147H127V145H126ZM129 147V146H128ZM96 148V147H95ZM95 148H93L94 149V151H95ZM100 148V147H99ZM98 148V149H99ZM118 148V147H117ZM116 148V149H117ZM139 148V149H138ZM142 148V150L143 151H138V150H140ZM106 149V148H105ZM119 149V148H118ZM128 149H131V148H128ZM160 149V150H159ZM164 151V152H162V150ZM120 150V149H119ZM123 150H124V148H123ZM126 150V149H125ZM137 150V151H136ZM107 151V150H106ZM161 153H166V151L167 152H172L171 154H173V155H175V156H170V153H168L169 154V156H168V154L165 156V155H163V154H161ZM104 152H105V150H104ZM128 152V154H126ZM131 152V153H130ZM106 153V152H105ZM125 155H124V154ZM159 153L161 154V155H163L164 156V158H162L163 156H161L160 157V155H159ZM175 153V154H174ZM179 153V154H178ZM116 154V155H117ZM182 154V155H181ZM126 155H127V157H126ZM178 155H180V156H178ZM132 156V155H131ZM105 157V156H104ZM117 157V156H116ZM166 157V158H165ZM111 158H113V160H116L115 162L114 161H112L111 160ZM58 159V158H57ZM76 159V158H75ZM91 159V158H90ZM92 159H94V158H92ZM91 159V160H92ZM100 159V158H99ZM72 160V159H71ZM96 160V159H95ZM94 160V161H95ZM98 160V159H97ZM102 160V161H103ZM103 161V162H104ZM89 162H91V161H89ZM105 162V163H106ZM114 162V163H113ZM93 163V162H92ZM100 163H101V161H100ZM110 163L111 164H115V166H118V168L117 167H115V168H117V169H114V167H113V165H110ZM89 164H87V166H88ZM104 165V164H103ZM191 165V166H190ZM85 166H86V164H85ZM86 166V167H87ZM90 166H91V164H90ZM105 166V165H104ZM111 166V167H110ZM188 166H190L189 168H187ZM94 167V166H93ZM192 167V168H191ZM102 168H104V167H102ZM87 169V168H86ZM88 169H90V167L88 168ZM93 169V168H92ZM99 169V168H98ZM169 169V170H168ZM91 170V169H90ZM89 170V171H90ZM97 170V169H96ZM100 170H101V167H100ZM108 170V171H107ZM173 172H172V171ZM254 170H258V171H255V172H253ZM88 171V172H89ZM97 171H99V170H97ZM167 171H168V173H167ZM171 171V173H169ZM233 172V175H232V178H233V182H235V181H237V179H238V184L241 186V189H239V188H237V186L236 187H234V186H230V184L232 183L233 184V182H230L231 180H232V178H230L231 176H229L228 177V174H229V172ZM94 172H96V171H94ZM93 172V173H94ZM91 173V172H90ZM92 173V175H94ZM100 173H101V171H100ZM168 174L167 176L166 175H164V176H166V178H168L169 176L171 177L173 174V176L171 177V179H167V180H165L166 178H163L164 180H165V182L161 179H159L160 181H163L164 183H166V181H168V180H172V181H169V182H171L170 184L172 185V188L170 187V186H168V187H170V188H167V190L169 189V190H171V191H165V194H166V192H168L167 194L169 195H174V197L176 198H171V199H174L175 200V202L174 203H171V202H169V203H166V205H164V204H162L161 205V203L160 202H162V201H164V200H160V198H158L159 200H157V198H154V199H156V200H154V201H152V200H148V197H147V199H146V196H148V195H150L151 194V196H152V193H155L156 192V190H157V188L156 187H153L152 185H148V180H152L153 178H156V176L157 175H160V174ZM173 173V174H172ZM228 173V174H227ZM240 173H243V175L245 174L246 175V177H249V180L251 181L250 183H249V180L248 179H246L247 180V183L246 184H248V185H246L245 186V184H243L244 182H242V180L240 181V176H239V174ZM255 173L256 174H258L259 175V173H260V177H258V175L257 176H254L255 175ZM254 174V175H253ZM90 175V174H89ZM230 175V174H229ZM96 177V176H95ZM127 177V179L125 180V178ZM131 177V178H130ZM88 178V177H87ZM92 178V177H91ZM236 178V180L234 181V179ZM244 178V177H243ZM243 178H241V179H243ZM37 179V178H36ZM94 179V178H93ZM158 178H156V180H157ZM38 180V179H37ZM41 180V179H40ZM95 180H96V178H95ZM130 180H132L133 182L131 183V181ZM244 180V179H243ZM34 181V180H33ZM43 181V180H42ZM90 181V180H89ZM91 181H92V179H91ZM241 183H240V182ZM38 183H39V181H37ZM79 182V181H78ZM77 182V183H78ZM86 182H87V179H86ZM119 182H118V184L117 185H119ZM156 182V181H155ZM34 183V182H33ZM32 183V184H33ZM136 183V184H135ZM145 183V184H144ZM157 183V182H156ZM163 183V184H164ZM40 184V183H39ZM43 184V183H42ZM46 184V183H45ZM75 184V183H74ZM88 184V183H87ZM121 184V183H120ZM150 184V183H149ZM235 184V183H234ZM233 184V185H234ZM35 185V184H34ZM76 185V184H75ZM81 185H83V183L81 184ZM121 185V186H122ZM148 185V186H147ZM166 185V184H165ZM243 185V186H242ZM38 186V185H37ZM36 186V187H37ZM46 186V185H45ZM45 186H43V187H45ZM90 186H91V183H90ZM89 186V187H90ZM98 186V185H97ZM120 186V185H119ZM131 186V187H130ZM152 186V187H151ZM167 186V185H166ZM199 186H203V189L201 190L200 188H199ZM35 187V188H36ZM83 187V186H82ZM118 187V186H117ZM81 188V187H80ZM98 188V187H97ZM100 188V187H99ZM119 188V191L121 190L120 189V187H118ZM122 188H124L123 186H122ZM131 188V189H130ZM205 188V189H204ZM85 189V188H84ZM90 189V188H89ZM89 189H87L88 191H90ZM117 189V188H116ZM130 189V190H129ZM154 189V190H153ZM162 189V188H161ZM42 190H44V188L42 189ZM73 190V189H72ZM124 190V189H123ZM128 190V191H127ZM37 191V189L35 190V192ZM74 191H76V189L74 190ZM83 191V190H82ZM90 191V192H91ZM39 192V191H38ZM71 192V191H70ZM69 192V193H70ZM80 192V191H79ZM89 192V193H90ZM103 192V193H102ZM63 193H64V191H63ZM63 193H62V195H63ZM75 193V192H74ZM78 193V192H77ZM81 193V192H80ZM86 193V192H85ZM42 194V193H41ZM44 194V193H43ZM46 194H47V192H46ZM46 194H44V195H46ZM82 194V193H81ZM39 195H40V193H39ZM80 195V194H79ZM83 195H84V193H83ZM89 195V194H88ZM91 195V194H90ZM173 195L171 196V197H173ZM38 196V195H37ZM67 196H68V194H67ZM69 196H70V194H69ZM73 197V196H72ZM72 197H70V198H72ZM101 197H103V198H101ZM125 197H127V199H125ZM164 197V196H163ZM64 198H66V197H64ZM74 198V197H73ZM167 198H170V197H167ZM166 197H165V199H167ZM67 199H68V197H67ZM78 199V198H77ZM76 199V200H77ZM90 200H91V198H89ZM60 200V199H59ZM71 200V199H70ZM86 200H88V198L86 199ZM85 200V201H86ZM90 200H88L87 202L89 203V205H90V202L91 201H93V199L90 201ZM167 200H169V199H167ZM61 201V200H60ZM90 201V202H89ZM169 201H171V200H169ZM76 202L77 201H75L74 203L76 204ZM79 202V201H78ZM86 202V203H87ZM95 202V201H94ZM61 203V202H60ZM68 203H69V200H68ZM74 203H73V206H74ZM160 203V204H159ZM48 204V203H47ZM51 204V203H50ZM66 204H67V200H66ZM80 204H81V207L83 206V204H85V202L83 201V203H81L80 202ZM92 205H93V202L91 203ZM159 204V205H158ZM63 205H65V204H63ZM62 205V206H63ZM77 205V204H76ZM79 205V204H78ZM77 205V206H78ZM98 205V204H97ZM99 205L98 206H96L97 208L99 207ZM161 205V206H160ZM46 206V205H45ZM61 206V205H60ZM72 206V207H73ZM80 206V205H79ZM47 207V206H46ZM49 207H50V205H49ZM52 207H53V205H52ZM72 207H70V208H72ZM75 207V206H74ZM73 207V208H74ZM92 207V206H91ZM90 207V208H91ZM95 207V208H96ZM24 208V207H23ZM55 208V207H54ZM54 208L52 209V210H54ZM58 208V207H57ZM61 208V207H60ZM63 208H66V206L65 207H63ZM63 208H61V209H63ZM67 208H68V206H67ZM76 208V207H75ZM74 208V209H75ZM78 208V207H77ZM80 208V207H79ZM19 209V208H18ZM21 209V208H20ZM42 209H44V208H42ZM48 209H50V208H48ZM13 210H14V208H13ZM12 210V211H13ZM17 210V209H16ZM15 210V211H16ZM39 210H41V209H39ZM51 210V211H52ZM79 210H81V209H79ZM83 210V209H82ZM135 210L138 212V213H140V215L142 214L144 217H145V219H147V221H148V223L150 224V226L152 227V230L154 231V233H152V234H154V238L152 239V240H148V239H144V241H142L141 239V241L139 242V240L136 238V237H134L132 234H131V232H132V230H134V229H138V228H136V227H138V225H139V222L138 223H136V219H135ZM21 212H22V210H20ZM46 211V210H45ZM47 211H49V210H47ZM46 211V212H47ZM55 211V210H54ZM56 211H58V209L56 210ZM59 211H60V209H59ZM62 211V210H61ZM20 212V213H21ZM83 213L85 212V210H83L82 211ZM14 213V212H13ZM19 213V214H20ZM40 213V212H39ZM55 213V212H54ZM58 213V212H57ZM61 213H63V212H61ZM83 213H81V215L80 216H82L83 215ZM16 214V213H15ZM36 215H37V213H36ZM49 215H50V212H49ZM52 215H53V213H52ZM51 215V216H52ZM66 215V216H67ZM140 215H138V216H140ZM39 216V215H38ZM38 216H36V218L37 219H39V217ZM44 215H43V211H42V217H43ZM46 216V215H45ZM48 216V215H47ZM47 216H46V219L48 220V218H47ZM137 215H136V218L138 217ZM142 216V217H143ZM60 217V216H59ZM58 217V218H59ZM62 217H63V215H62ZM79 217V218H78ZM142 217H141V219H142ZM51 218V217H50ZM58 218H56L55 217V219L57 220ZM69 218V219H68ZM82 218H85V216L83 217L82 216ZM213 219V223L211 224V223H209V224H211L210 226H208V227H205V225H206V221L208 220V219ZM42 219V218H41ZM44 219V218H43ZM45 219V220H46ZM81 219V218H80ZM86 219V220H87ZM33 220V219H32ZM35 220V219H34ZM60 220H61V222H60ZM110 220V221H109ZM135 220V221H134ZM40 221V220H39ZM38 221V222H39ZM81 221V220H80ZM79 221V222H80ZM105 221H108V222H105ZM138 221H141V220H138ZM146 221V220H145ZM144 221V222H145ZM43 222H44V220H43ZM43 222H42V224H41V226L43 225ZM46 222V221H45ZM44 222V223H45ZM31 223V222H30ZM34 223V222H33ZM39 225H40V223H39ZM45 225V224H44ZM80 225V226H79ZM81 225H83V227L85 228V230H84V228H80L81 227ZM145 225V224H144ZM54 226V227H53ZM103 226H108L107 227V229L108 228H111V229H106V231H105V228L103 227ZM43 227V226H42ZM77 227H78V229H79V231H77L78 229H77ZM144 227V226H143ZM146 227V226H145ZM185 228V229H188V228H190L189 230H187V231H189L188 232V234L190 233V235H191V229L193 230V232L195 233V232H197V233H200V237L199 236H197L198 237V239H200L201 241H198V242H203L204 243V246L206 245V244H208L207 245V247L208 248H203L201 245V247L203 248V251H201L202 253L201 254H197V252H195V251H193V249H192V253L193 254H196L198 257H196V259L194 258H192V259H188L187 257H182V256H180V254H178L177 253V248L181 245V244H183V243H188V241H187V239H185V236H184V234L182 235L181 233H180V231H181V229H183V228ZM59 228V229H58ZM103 228H104V230H103ZM148 228V227H147ZM177 228V229H176ZM178 228H179V230H178ZM41 229V228H40ZM41 229V230H42ZM67 229H70L71 231L72 230H75V229H77L76 231H75V233L76 234H78V232H80V229L81 230H83L82 232L84 233V234H81V235H83L82 236V239L81 238H79L80 236L78 235H76V234H73V235H75L74 237H78L77 239V243H76V239L74 240L73 238H72V236H71V239L73 240H71L72 241V244L73 245H71V246H69L71 243H70V241H69V245L67 244V242L68 241H66V239H68L69 237H70V235L68 236L67 235V233H69V232H67ZM140 229V228H139ZM138 229V230H139ZM141 229H142V227H141ZM146 229V228H145ZM185 229H183L184 231H185ZM69 230V231H70ZM135 231V230H134ZM236 231H241L242 233H243V237L241 238V236H237L236 235ZM13 232H14V230H13ZM144 232V231H143ZM239 232H238V235H240L239 234ZM73 233V232H72ZM133 233V232H132ZM134 233H137L136 231L134 232ZM148 233H150V232H148ZM182 235V236H180V234ZM231 233H234V235L233 234H231ZM11 234V233H10ZM14 234V233H13ZM41 234V235H42ZM71 234V233H70ZM193 234V233H192ZM47 235V236H46ZM55 235L57 236V238H58V240H57V238L56 239H54L55 238ZM135 235H137L138 236V234H135ZM227 235H228V238H226L227 237ZM232 235H233V237H232ZM10 236V235H9ZM49 236V237H48ZM58 236H60V237H58ZM68 236V238H66ZM115 236V237H114ZM121 236V235H120ZM140 236V235H139ZM150 237H152V235H149ZM149 236H148V238H149ZM183 236H184V238H183ZM189 236V235H188ZM229 236H231V238H229ZM238 237V238H235V237ZM253 236V237H252ZM47 237H48V239H47ZM52 239H51V238ZM116 237V238H117ZM141 237V236H140ZM145 237H147V236H145ZM144 237V238H145ZM186 237H187V235H186ZM189 237H192L193 238V236H189ZM188 237V238H189ZM42 238V237H41ZM142 238H143V235H142ZM233 238H235V240L233 239ZM251 238H255V241H250V239ZM45 240H47V241H45ZM50 240V241H49ZM52 240V241H51ZM54 240H56V241H58L57 243H59L58 245H57V243H55V241ZM188 240H190V239H188ZM75 241V242H74ZM193 241H195L194 239H193ZM48 242V243H47ZM53 242H54V244H53ZM74 242V243H73ZM118 242V241H117ZM127 242V241H126ZM147 244V245H145V243ZM43 243V244H44ZM114 243V244H113ZM120 243V242H119ZM118 243V244H119ZM124 243V244H123ZM192 243V242H191ZM196 243H197V241H196ZM47 244H51V245H54V247H53V249L51 248V247H49V245L47 246ZM117 243H116V245H117V247L119 246V248H120V246L121 245H118ZM198 244V243H197ZM55 245H56V247H55ZM193 245V244H192ZM191 245V246H192ZM256 245V246H255ZM45 246V247H44ZM194 246V248L195 249H197L196 248V246L195 245H193ZM260 246V250L262 251V252H264L262 249V247ZM12 247V246H11ZM18 247V246H17ZM21 247V246H20ZM20 247H18V248H20ZM80 247V248H79ZM98 247H99V249L100 250H102V251H100L99 250V252L98 253H100V254H98L97 253V251H98ZM115 248V250L116 249H118L117 251H119V248ZM122 247V246H121ZM213 247V248H212ZM49 248L52 250H49ZM56 248V249H55ZM189 248V247H188ZM192 248V247H191ZM55 249V250H54ZM146 249V248H145ZM194 249V250H195ZM201 249V248H200ZM204 249H208L209 251L211 250V252H209L208 251V254L206 253V250H205V253H204ZM13 250V249H12ZM59 250H58V252H59ZM90 250V251H89ZM91 250L93 251L92 253H91ZM96 250V251H95ZM114 249L112 250V251H115ZM142 250V249H141ZM257 250V249H256ZM259 250V249H258ZM258 250L256 251V253L258 252ZM259 250V251H260ZM21 251V250H20ZM54 251V252H53ZM68 251H69V249H68ZM129 251V250H128ZM161 251H159V252H161ZM176 251V252H175ZM198 251V250H197ZM213 251H215V252H213ZM56 252H55V254H56ZM57 252V253H58ZM71 252V251H70ZM76 252V254H78ZM123 252H121L122 253V255H120V254H117V255H120L121 256V258H122V256H123ZM142 252V251H141ZM154 252V253H153ZM156 252V253H155ZM199 252V251H198ZM73 253V252H72ZM69 253L70 255L69 256H71L72 257V259L73 258H75V257H77V255L75 256L74 254L75 253ZM87 253V252H86ZM106 253H108L107 251H106ZM120 253V252H119ZM140 253V252H139ZM259 253H261V252H259ZM55 254H53L52 256H53V260H52V262H51V260L50 261H47L46 262V264L49 262V264H55V263H59V262H65V260L63 259V258H65V259H67L68 257H63V254L62 253H58L59 254V257L61 256V258L59 259V258H57V257H55L57 260H58V262H57V260H55V258H54V255ZM80 254V253H79ZM88 254V253H87ZM90 254H88V255H90ZM108 254H111V252L110 253H108ZM112 254H115V253H112ZM112 254H111V257H112ZM141 254V253H140ZM148 254H149V251H148ZM148 254H146L145 253V257L144 256H141V258H146V259H148L149 258V255ZM27 255V254H26ZM25 255V256H26ZM44 255V254H43ZM73 255V256H72ZM92 255H90L89 257H92L93 259H94V262H96V258H94ZM116 255V254H115ZM114 255V256H115ZM188 255H192L191 253L189 254V249H188ZM201 255V256H200ZM252 255V256H251ZM261 255V254H260ZM22 256V255H21ZM24 256V255H23ZM46 256V255H45ZM49 256V257H50ZM58 256V255H57ZM65 256V255H64ZM66 256H68V254L66 255ZM106 256V255H105ZM104 256V257H105ZM114 256L112 257L113 259H114ZM186 256V255H185ZM192 256H194L195 257V255H192ZM262 258H263V261H264V253H262ZM28 256H26V258H27ZM44 257V256H43ZM71 257H69V258H71ZM100 257V258H99ZM109 257V256H108ZM163 257V259H165ZM190 257V256H189ZM25 258V257H24ZM45 258V257H44ZM43 258V260H48V258H47V256H46V259H44ZM68 258V259H69ZM92 258H90V262H88V263H91L93 260H92ZM106 258V257H105ZM103 259V256H102V261H100V260H98V263L100 264V263H102V262H105V260L107 259ZM110 258V257H109ZM119 258V257H118ZM143 258V259H144ZM160 258V257H159ZM159 258H158V260H159ZM28 259V260H27ZM25 261H29V262H31L30 260H31V258H27ZM62 259H63V261H62ZM76 259V258H75ZM89 259V258H88ZM112 259V260H113ZM139 259H140V257H139ZM150 259V258H149ZM148 259V260H149ZM42 260V261H43ZM115 260V259H114ZM117 260H119V259H117ZM122 260V259H121ZM123 260H124V258H123ZM129 260H126V262H128ZM166 260V261H167ZM259 260H261V259H259ZM22 261H23V259H22ZM24 261V262H25ZM69 262L71 261V259L70 260H68ZM74 261V260H73ZM72 261V262H73ZM89 261V260H88ZM107 261V260H106ZM136 261H137V259H136ZM142 261H144V260H142ZM157 260H155V262H156ZM165 261V262H166ZM263 261H261V262H263ZM44 262V261H43ZM51 262V263H50ZM108 262V261H107ZM116 262V261H115ZM133 262V261H132ZM146 262V264L148 263L147 262V260L145 261ZM159 262V261H158ZM161 262H162V260H161ZM167 262V263H168ZM97 263V264H98ZM106 263V262H105ZM104 263V264H105ZM108 263H110V261L108 262ZM113 263H114V261H113ZM117 263V262H116ZM137 263V262H136ZM22 264H25V263H22ZM27 264H29L28 262H27ZM30 264H32V263H30ZM41 264H43V263H41ZM66 264H68L67 263V261H66ZM70 264V263H69ZM93 264H95V263H93ZM110 264H112V263H110ZM121 264V263H120ZM123 264V263H122ZM124 264H126L125 262H124ZM129 264H130V262H129ZM135 264V263H134ZM156 264V263H155ZM159 264V263H158ZM161 264V263H160ZM163 264V263H162ZM169 264V263H168Z\"/></svg>","mask_w":264,"mask_h":264}]
</instances>
